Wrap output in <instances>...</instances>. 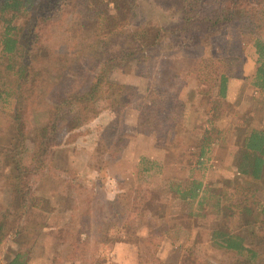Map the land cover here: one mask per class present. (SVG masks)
<instances>
[{
  "label": "trees",
  "instance_id": "1",
  "mask_svg": "<svg viewBox=\"0 0 264 264\" xmlns=\"http://www.w3.org/2000/svg\"><path fill=\"white\" fill-rule=\"evenodd\" d=\"M151 1L172 8L176 26L166 28L141 19L140 0H0V102L9 99L13 104L7 126L12 136L7 145L0 143V166L8 170L3 176L12 210L22 216L30 207L26 196L34 177L44 174L56 146L82 135L104 111L118 118L134 99L133 86L112 80L114 70L147 62L166 34H176L183 46L198 38L203 55L195 63L190 61L191 73L184 69L187 76L196 74L198 84L185 94L191 101L200 99V108H205L209 118L200 139L189 146L196 158L190 171L210 160L214 145L225 146V134L230 133L234 146L229 156L231 175L210 180L190 175L186 183L168 177L163 199L150 190L142 195L128 191L121 198L116 195L105 206L108 220L99 221L94 234L99 235L98 242L123 241L119 232L146 225L144 235L124 242L134 245L138 264H165L155 252L161 237L178 224L179 215L169 212L168 204L179 200L188 204L186 217L192 229L206 230L214 249L232 252L226 264H264V201L260 196L264 190V0ZM231 22L238 23L243 51L249 50L257 65L249 85L260 98L252 114L251 109L244 110L238 122L213 136L217 107L226 97L233 73L242 68V59L213 57L208 35ZM175 66L170 71L179 83L172 88L171 113L178 115L171 131L178 133L184 129L180 124L183 99L178 94L185 80ZM145 108L149 109L142 107L137 121L140 132L154 122V116L144 114ZM194 113L199 116L200 110ZM62 131L72 139L62 141ZM140 164L146 175L162 169L159 162L147 158H140ZM152 217L163 222L157 240ZM26 229L19 221L12 236L20 242ZM190 260V255L185 256L180 264ZM5 264L23 262L15 254Z\"/></svg>",
  "mask_w": 264,
  "mask_h": 264
},
{
  "label": "rangeland",
  "instance_id": "2",
  "mask_svg": "<svg viewBox=\"0 0 264 264\" xmlns=\"http://www.w3.org/2000/svg\"><path fill=\"white\" fill-rule=\"evenodd\" d=\"M140 9L141 19H150L166 28L176 26V14L169 5L140 0ZM201 42L196 38L183 46L177 41L176 34H166L147 62L114 70L112 80L133 86L134 99L118 118L104 111L88 124L82 135L54 148L51 163L44 174L34 177L26 196L30 207L22 216L20 211L12 210L10 192L3 176L8 170L3 168L4 164L0 166V264H5L15 254L21 256L23 264H138L134 245L124 240L132 241V236L144 235L146 225L140 230L119 232L123 241L98 242L99 235L94 234L99 221L108 220L110 216L105 208L109 201L126 191L142 195L140 192L149 190L163 199L168 177L186 183L190 175H204L209 180L231 175L229 156L234 146L230 133L225 134V146L214 145L209 153L210 160L201 168L196 166L190 171L196 158L189 153V146L200 139L202 129L208 127L209 118L205 115V108H200L203 102L198 98L191 101L185 94L198 84L196 74L187 76L185 70L190 69V61L195 63L203 55ZM208 47L213 57L237 55L242 59V68L233 73L226 97L217 107L212 132L215 136L217 130L223 134L238 122L244 110L251 109L252 114L260 97L249 85L257 65L252 53L243 51L238 23L231 22L212 30L208 35ZM173 65L179 70L180 78L182 76L185 80L178 94L183 99L180 124L184 129L178 133L171 131L178 115V112L176 117L171 113L172 88L179 83L176 77L173 79L174 71H170ZM144 106L149 107L144 109V114L150 118L154 116V122L145 127V132H140L137 121ZM12 107L9 99L0 102V143L3 145H7L12 136L7 129ZM198 109L199 116L194 113ZM61 136L62 141L72 139L64 131ZM140 158L159 162L161 172L142 173ZM260 196L264 201V190ZM122 209L129 210L128 206H122ZM168 211L177 213L179 219L175 229L168 236L161 237L155 252L165 264H180L188 255L191 260L186 264H226L233 258L232 252L217 250L210 245L206 230L190 227L186 217L187 203L172 199ZM143 219L145 223L146 217ZM19 221L27 228L20 242L12 233ZM151 224L157 240L163 222L159 217H152Z\"/></svg>",
  "mask_w": 264,
  "mask_h": 264
}]
</instances>
